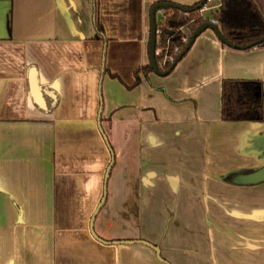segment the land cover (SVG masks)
<instances>
[{"label": "crops", "instance_id": "1", "mask_svg": "<svg viewBox=\"0 0 264 264\" xmlns=\"http://www.w3.org/2000/svg\"><path fill=\"white\" fill-rule=\"evenodd\" d=\"M157 1L200 0H0V264H264V182L227 175L261 162L264 122L220 118L223 79L264 84V42L236 49L207 28L170 73L126 87L149 63ZM100 108L114 154L102 207L125 230L139 219L133 234L99 225L104 243L89 231L110 160Z\"/></svg>", "mask_w": 264, "mask_h": 264}, {"label": "trees", "instance_id": "2", "mask_svg": "<svg viewBox=\"0 0 264 264\" xmlns=\"http://www.w3.org/2000/svg\"><path fill=\"white\" fill-rule=\"evenodd\" d=\"M197 3L181 6L192 8ZM210 18L217 22V28L225 40L233 48L240 49L264 35V0H219L218 7L211 13ZM210 18L203 17L200 9L183 12L177 8H167L161 11L156 23L158 33L155 46V61L160 71L171 66L167 61L162 64L164 55L172 53L175 47L182 51L187 44L182 38L190 35L197 26ZM96 28L100 31L98 24ZM104 70L111 77L118 78V75ZM151 71L149 63L138 67L134 71V82L126 87L137 85L140 73L147 74ZM261 85V82L250 79H223L220 92L221 120L263 123L264 102L258 94Z\"/></svg>", "mask_w": 264, "mask_h": 264}, {"label": "water", "instance_id": "3", "mask_svg": "<svg viewBox=\"0 0 264 264\" xmlns=\"http://www.w3.org/2000/svg\"><path fill=\"white\" fill-rule=\"evenodd\" d=\"M206 0H200L195 6H193L192 8L186 7V6H181L177 3H173V2H169V1H157L155 3H153L151 5L150 11H149V19H150V36H149V42H148V57H149V64H150V68L152 69V71L158 75H167L168 73H170V71L172 70V68L175 66V64L181 59V57L187 52V50L189 49V47L192 45L193 41L195 40V38L202 33L205 29H211L215 36L219 39V41L221 43H223L224 45L231 46L226 40L225 38L220 34L217 25L213 24L210 20H207L203 23H201L199 26L196 27V29L190 34L189 39L187 41L186 46L184 47V49L182 51H180V53L175 57V59L173 60V62L171 63V66L165 70V71H160L156 61H155V46H156V34H155V30H156V23L159 20L160 14L157 13L159 10H163V9H167V8H177L179 10H182L183 12H188L190 10H197V9H201L203 7V5L205 4ZM264 42V35L262 37H260L259 39L255 40L254 42H251L247 45H245L244 47H240V49L244 50L247 48H252L256 45H259L261 43ZM28 80H29V95L32 98V101L39 107L42 109H46V104H45V100L43 98V91L41 90V86L38 83V79H37V73H36V69L35 67H31L28 71ZM259 96H261L263 102H264V84H262L260 92L258 93ZM100 112H101V108L98 111V117H97V127L103 137V140L105 141V144L110 152V160L105 168V172H104V177H103V192H102V196L100 198L99 203L96 205L95 209L93 210L90 219H89V231L91 233V235L97 239L100 242H105L104 240H102L101 238H99L93 231V221L94 218L96 216V214L98 213L99 209L102 207V205L105 202L106 199V185H107V180L109 177V173L110 170L114 164V154H113V150L110 146V144L108 143V140L105 136V134L103 133L101 126H100V121H99V116H100ZM256 147L259 148V150H256L255 146L253 147L255 149V151L258 153L261 163L252 168V169H237V170H231L227 172V175H231V174H236V177L234 178V182L238 183V184H244V185H248V184H258L261 182H264V132L261 135V143H256ZM142 243L144 245L149 246L150 248H152L155 251V255L157 257V259L164 261L163 258L160 256V249L157 245H153L151 243H149L148 241L145 240H124V241H113V243Z\"/></svg>", "mask_w": 264, "mask_h": 264}, {"label": "rangeland", "instance_id": "4", "mask_svg": "<svg viewBox=\"0 0 264 264\" xmlns=\"http://www.w3.org/2000/svg\"><path fill=\"white\" fill-rule=\"evenodd\" d=\"M209 4H211V3H209ZM207 14H209V13L207 12ZM254 146H255L256 150H259V148L256 147V143H255V145H253V147ZM258 158H260V157H258ZM260 163L261 162H258V163H256V165L258 166ZM256 165H255V167H256ZM106 191H107V188H106ZM108 203L109 202H106L105 203V205L99 211L98 215L94 218V221H93V231H94V233L95 234L97 233V230L99 228V225H102L103 226L104 231L106 233H108V231L110 232V231H114V230H115V232H120V230H122L123 232L124 231H130V230L123 229L122 226L118 227L117 225H115L113 223V221H114V214L111 213L112 211L110 210ZM172 216H173V214H172L171 211L170 212H167V213H163V217H165L164 218V220H165L164 221L165 222L164 228L170 225V223H168V222H172ZM132 217H133L132 218L133 219V227H137V224H138V227H137V230H131L130 233H132V234L133 233H136V232L138 233L139 232V219H137V221L134 224V221H135V213L134 212L132 213ZM196 224H197V226L199 228L198 222ZM194 228L196 230V227H194ZM182 231L185 234V236L189 235L188 234V231L187 232H185L184 230H182Z\"/></svg>", "mask_w": 264, "mask_h": 264}, {"label": "built area", "instance_id": "5", "mask_svg": "<svg viewBox=\"0 0 264 264\" xmlns=\"http://www.w3.org/2000/svg\"><path fill=\"white\" fill-rule=\"evenodd\" d=\"M211 1H212V0H206L205 4H204L203 7L200 9V11L209 8V7H210V4H209V3H210ZM209 20H210L213 24L217 25V22H216L214 19H211V18H210ZM157 33H158V30L156 29V30H155V34H157ZM189 36H190V35H188V36H186V37H183V38H182V41L187 42ZM156 44H157V42H156ZM179 52H180L179 48L175 47L172 53H170V54H165L164 57H163V60H162V64H163L165 61H167V62H169V63H172L173 60H174V56L177 55V54H179Z\"/></svg>", "mask_w": 264, "mask_h": 264}]
</instances>
